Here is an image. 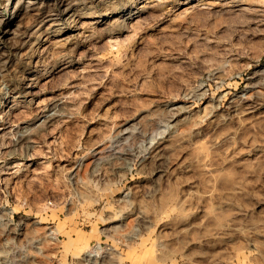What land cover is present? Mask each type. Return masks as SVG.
Listing matches in <instances>:
<instances>
[{
    "label": "rangeland",
    "instance_id": "1",
    "mask_svg": "<svg viewBox=\"0 0 264 264\" xmlns=\"http://www.w3.org/2000/svg\"><path fill=\"white\" fill-rule=\"evenodd\" d=\"M71 3L0 20V264H264V2Z\"/></svg>",
    "mask_w": 264,
    "mask_h": 264
},
{
    "label": "bare ground",
    "instance_id": "2",
    "mask_svg": "<svg viewBox=\"0 0 264 264\" xmlns=\"http://www.w3.org/2000/svg\"><path fill=\"white\" fill-rule=\"evenodd\" d=\"M52 1H55V9L54 8H47L44 7L45 5H50L49 2L51 3ZM256 1V0H255ZM259 1H263L264 0H259ZM221 2V1H219ZM209 3V2H207ZM210 4V3H209ZM157 4L153 3V4H148V1L144 2V4H140L137 6V11L128 15V18H131V20H133L135 18V14L137 13L138 15H136V17L143 15L145 12L156 8ZM201 5H192L188 8V10L190 12H197L200 8H207V6H202L199 7ZM211 6V8H213L214 6L212 5H208ZM218 6H222L224 7V3L222 4H218ZM5 7L7 8V10L9 11H4L3 9L0 8V20L2 22L5 23V31L7 32L10 29V26L13 24L14 20L16 17H18L19 15L23 14L24 12L30 10V9H35V8H39L40 12L38 13L37 18L35 19V23L33 26H35V30L38 29H43L44 25L52 19H58L57 16L60 15V12H66L68 11L70 8L73 7V3H71V0H5ZM43 7V8H42ZM55 11V12H54ZM90 13V11L86 8H73V11L71 12V14H69L67 16V18H69V23H76L78 22L79 18L81 17H86L84 16L85 14ZM110 14V12H109ZM106 15H108V13H106ZM56 17V18H54ZM90 17V16H88ZM124 23H126V19H122ZM32 27H29L27 29V32L29 33ZM47 29V30H46ZM63 29L62 27V23H54L52 26L49 27H45V35H51V33L53 31H61ZM27 33V34H28ZM25 34V35H27ZM34 78H31L29 84H28V90L31 91L32 88L35 85ZM56 105V104H54Z\"/></svg>",
    "mask_w": 264,
    "mask_h": 264
}]
</instances>
